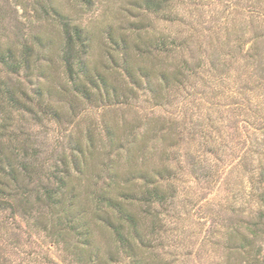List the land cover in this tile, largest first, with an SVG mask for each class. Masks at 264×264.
Returning a JSON list of instances; mask_svg holds the SVG:
<instances>
[{"label": "rangeland", "instance_id": "1", "mask_svg": "<svg viewBox=\"0 0 264 264\" xmlns=\"http://www.w3.org/2000/svg\"><path fill=\"white\" fill-rule=\"evenodd\" d=\"M153 1L148 8L147 0H91L89 7L77 0H0L3 43L48 39L53 60L59 38L58 25L46 15L52 7L84 29L91 66L117 74L127 57L134 72L139 67L155 71L162 62L168 69L180 65L183 72L160 97H154L158 75L139 84L126 79L137 91L126 106L75 104L70 111L64 107L69 116L60 121L40 110V118L18 113L6 122V131L32 143L44 164L89 136L102 164H117V173L133 175L137 186L164 177L159 183L167 199L139 215L143 244L137 240L133 255H116L100 232V264H246L229 247L238 244V233L246 232L258 214L253 176L258 162L264 164V0ZM161 43L176 53L162 58L157 54ZM32 75L4 79L20 83L31 96L44 80ZM104 124L125 127L137 144L150 132L147 141L154 150L143 156L146 164L127 163V146L116 154L103 135ZM162 131L171 133L156 142ZM96 173L92 168L86 175ZM36 219L35 213L0 208V264H80L79 253L49 237ZM257 245L264 254V238Z\"/></svg>", "mask_w": 264, "mask_h": 264}, {"label": "trees", "instance_id": "2", "mask_svg": "<svg viewBox=\"0 0 264 264\" xmlns=\"http://www.w3.org/2000/svg\"><path fill=\"white\" fill-rule=\"evenodd\" d=\"M77 1L87 7L91 5V0ZM147 3L148 8L155 6L153 0H147ZM46 15L58 25L59 48L53 60L49 57L51 43L48 39L34 37L29 43H3L0 37V73L4 76L0 80V208L17 209L24 214L35 213L37 222L43 225L49 237L75 255L79 253L77 261L80 264L103 262L99 256L103 243L101 233L107 235L106 246L113 248L115 254L126 255L127 251L133 255L137 240L139 245L143 244L139 230L140 213L149 214V208L154 203H162L167 199L159 183L164 177L160 181L152 179L137 186L133 182V175L127 178L126 171L122 176L117 173V164H102V154L95 139L89 136L85 143L77 142L69 153L61 154L51 164H44L40 162L39 153L32 143L28 140L18 141L11 130L7 133L6 122L18 113L40 118L37 110L60 121L66 118L65 114L69 116L68 112L62 113L64 107L70 111L75 108V104L95 108L104 105L126 106L131 97L137 98V91L128 86L126 79L139 84L142 78H149L153 74L158 75L160 83L154 97H160L169 82L173 85L180 82L182 68L176 65L168 69L162 62L155 71L139 67L134 72L127 57L124 58L121 72L117 74H114L116 71L109 73L106 66H91L89 39L84 29L55 8L49 7ZM172 52L176 53L167 50L165 43H161L157 54L165 58ZM51 61L56 64L52 70ZM51 71L55 75L48 73ZM34 72L44 80L32 91L31 96L20 83L4 79L21 74L26 78ZM44 81L47 85H42ZM50 82L53 85H48ZM104 125L103 135H106L109 146L117 148L116 154L127 146V163L141 162L145 160L143 156L153 153L154 149L149 147L147 141L150 132L142 135V144H137L134 135L127 133L125 127ZM170 133L162 131L155 141L159 142ZM85 135L94 134L87 131ZM260 144L264 145V141ZM167 154V150L161 152L164 159L168 157ZM96 160L97 165L92 167ZM260 162L253 176L258 214L244 228L246 232L238 233V244L229 247L232 254H236L246 264H264L262 246L257 245L264 238V164ZM143 164L146 162L143 161ZM92 168L98 173L88 177L86 174ZM158 170L166 171L167 168ZM126 178L129 185H126Z\"/></svg>", "mask_w": 264, "mask_h": 264}]
</instances>
